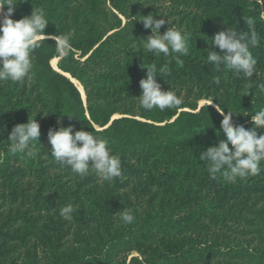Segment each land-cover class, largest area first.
<instances>
[{"label":"trees","instance_id":"obj_1","mask_svg":"<svg viewBox=\"0 0 264 264\" xmlns=\"http://www.w3.org/2000/svg\"><path fill=\"white\" fill-rule=\"evenodd\" d=\"M34 7L46 11V34L71 35L73 53L58 57L55 41L48 39L32 53L30 78L0 81V264H264V161L260 175L229 183L221 174L212 179L207 162L199 159L226 139L216 105L225 114L239 112L233 123L245 128L264 108V91L257 87L264 83V4L21 0L12 19L30 15ZM148 14L165 19L161 34L172 26L189 35V54L179 57L183 66L176 63L178 54L136 50L151 29L134 19ZM249 17L260 36L251 49L257 59L251 81L207 64L209 48L220 52L211 39L225 29L224 20L246 31ZM151 64L171 69L157 80L162 90L171 87L183 97L181 106L164 111L138 106L139 81L147 72L142 65ZM71 79L82 87L84 100ZM248 83L252 89L245 94ZM34 117L41 131L36 155L12 154L7 139L12 127ZM58 119L73 132L107 139L122 175L101 181L94 172L80 177L58 164L48 142ZM69 204L76 211L65 220L60 209ZM123 211L133 214L131 224L120 220Z\"/></svg>","mask_w":264,"mask_h":264},{"label":"clouds","instance_id":"obj_2","mask_svg":"<svg viewBox=\"0 0 264 264\" xmlns=\"http://www.w3.org/2000/svg\"><path fill=\"white\" fill-rule=\"evenodd\" d=\"M20 2L21 0H0V10L7 6V11L0 22V81L23 82L26 78H30L34 67L32 53L48 39L55 41L58 57L67 58L73 53L70 34L53 36L45 33L44 30L50 20L44 8L34 7L30 15L12 19V14ZM260 2L264 4V0ZM140 17L134 20L141 21L145 29H151V34L142 38L141 46L136 50L142 48L144 53H152L154 56L163 54L168 57L172 53L178 54L175 57L176 63L183 66V60L179 57L189 54V35L172 26L161 34L160 29L166 23L164 18L155 19L149 14ZM167 23L171 25L169 19ZM224 23L225 29L217 32L211 39V43L218 46L220 52L209 48L207 64L216 66L217 70L221 66L226 67L237 77L242 74L246 80L251 81L253 74H257V59L251 49L257 48L260 44L256 20L253 17L246 20V31H238L227 26L225 20ZM52 63L55 65V60ZM142 67H146L147 72L146 77L139 81L140 108L146 111L153 109L164 111L182 105L183 97L177 95L171 87L167 91L162 90L157 80V77L170 75L171 69L167 64L159 68L156 64L142 65ZM213 82L219 85L221 81L219 77H214ZM257 87L264 91V83H260ZM250 89L252 84L248 83L245 94H248ZM211 103L212 100L208 105ZM216 110L222 116L219 132L222 131L226 139H220L218 144L208 147L199 156L200 160L207 162L210 177L216 179L217 174H221L227 182L235 183L238 179L260 175L261 161H264V134H258V129L264 128V108L251 115V128H245L240 124L234 125L233 114L239 112L228 111L225 114L219 104L216 105ZM35 117L12 127L7 136L9 152L23 153L28 157L36 155L34 142L39 141L41 131ZM57 124L60 125L58 129L48 130V142L51 145V155L58 164L70 167L80 177L94 172L101 181L111 182L122 175L121 161L118 156L112 154L107 139L83 129L73 132L72 125L63 126L59 119ZM75 211L76 209L69 204L60 209V216L65 220H71ZM120 220L124 224H131L134 216L130 211H123L120 213Z\"/></svg>","mask_w":264,"mask_h":264},{"label":"bare ground","instance_id":"obj_3","mask_svg":"<svg viewBox=\"0 0 264 264\" xmlns=\"http://www.w3.org/2000/svg\"><path fill=\"white\" fill-rule=\"evenodd\" d=\"M4 14H5V13L3 12V10H0V22H2ZM53 60H55V59H53ZM53 60H52V61H53ZM52 61H51V64L53 65ZM53 67L56 68L55 65H53ZM56 69H57V68H56ZM73 81H74L75 85L80 89V91H81V93H82V90H81V86H80V84H79L77 81H75V80H73Z\"/></svg>","mask_w":264,"mask_h":264},{"label":"rangeland","instance_id":"obj_4","mask_svg":"<svg viewBox=\"0 0 264 264\" xmlns=\"http://www.w3.org/2000/svg\"><path fill=\"white\" fill-rule=\"evenodd\" d=\"M4 12V11H3ZM5 13V12H4ZM53 59H55V66H56V63H57V61H58V58H53ZM53 59H51V61L53 60ZM51 61H50V63H51ZM52 65V64H51ZM53 66V65H52ZM55 68V67H54ZM84 100V99H83ZM203 103H205V101H200L199 102V105H201V104H203ZM115 117H118V115H114L113 116V118H115Z\"/></svg>","mask_w":264,"mask_h":264},{"label":"water","instance_id":"obj_5","mask_svg":"<svg viewBox=\"0 0 264 264\" xmlns=\"http://www.w3.org/2000/svg\"><path fill=\"white\" fill-rule=\"evenodd\" d=\"M68 76V75H67ZM69 77V76H68ZM72 80V82H74L73 81V79H71ZM75 84V83H74ZM79 89V88H78ZM80 90V89H79ZM81 90H82V87H81ZM82 98L84 99V93H83V91H82Z\"/></svg>","mask_w":264,"mask_h":264}]
</instances>
